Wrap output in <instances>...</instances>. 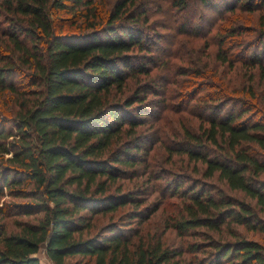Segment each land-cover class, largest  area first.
<instances>
[{"label":"trees","instance_id":"obj_1","mask_svg":"<svg viewBox=\"0 0 264 264\" xmlns=\"http://www.w3.org/2000/svg\"><path fill=\"white\" fill-rule=\"evenodd\" d=\"M105 1L0 0L6 24L0 26L6 36L0 100L9 95L16 108L0 116V197L7 191L23 200L0 206V264H41L36 253L42 244L53 264L75 256L93 264H264V88L257 89L264 86V35L253 45L235 37L242 29L226 28L210 43L214 52L204 55L212 71L190 73L196 87L177 92L180 104L170 109L179 113L207 90L194 116L197 131L180 126L182 140L165 144L167 153L200 164L203 179L215 178L242 198L205 181L171 176L164 184L184 205L163 228L179 242L165 244L162 231L150 238L139 233L157 208L146 203L147 188L123 192L117 183L135 176L148 146L161 144L157 134L136 133L151 116L146 98L156 92L140 85L124 99L110 93H121L129 77L139 76L165 91L172 82L155 73L172 63L155 60L141 28L149 20L150 0ZM198 2L229 13L254 9L252 0ZM184 3L172 0L170 6L182 10ZM166 28L176 29L174 35L205 36L189 21ZM167 54L172 57L170 49ZM184 66L180 76L187 74ZM236 66L250 68L244 84L235 83L244 77L232 71ZM126 205L131 209L118 221L91 231L95 217ZM20 216L33 221H16L19 231L7 232L3 220Z\"/></svg>","mask_w":264,"mask_h":264},{"label":"rangeland","instance_id":"obj_2","mask_svg":"<svg viewBox=\"0 0 264 264\" xmlns=\"http://www.w3.org/2000/svg\"><path fill=\"white\" fill-rule=\"evenodd\" d=\"M136 1L140 3L142 0ZM171 1L172 0H150L148 5V8L150 9L149 20L148 22L141 25V28L144 35H146V37L149 39L148 44L153 51V57H156L155 60L158 62L162 59L163 61L172 63L168 68L160 65L156 70V76H162L172 83H168L164 91L161 86H153V82L148 80L144 81V77H129L125 82L122 92L115 93L114 95L112 90L110 96L112 99H124L125 97L132 95L136 91V88L140 85H143L142 89L150 87L157 93L154 95L149 94L147 96V100L144 105H146L148 108L152 106L151 116L145 118L147 123L144 126L136 128V133L141 135L153 134L154 137L157 134L160 138L161 144L160 142H154V144L148 146L147 155L144 157L145 162L137 166L135 176L129 179L117 181V183L122 185L123 192L134 188H138L139 191H143L147 188L148 193L142 194L147 199L146 203L148 204L152 202L157 205L156 210L144 223L139 226V233L145 238H150L152 234L157 235L162 231L164 232L162 235V240L165 242V244L176 245L178 244L179 239L176 237L175 232L171 229L163 231L165 224L170 222L180 211H182V207L184 205L182 198L172 196L170 187L167 184H164L168 179L171 178V176L172 180L176 179L177 177H179L181 180L188 179V183H193L195 179L205 181L209 184H214L216 187L233 196L242 198V195L237 192L228 191L223 183L216 181L215 178L207 180L203 179L198 172V170L202 169L200 164H194L191 161L188 162L184 155L179 156L175 153L169 154L164 148L165 144L173 146L175 141L182 140L177 133V130H181L180 126L185 125L191 131H197L199 120L194 116H196V113L201 111V108L203 107L201 102L203 101L207 90L203 89L199 94H195V99L191 100L189 104H186V112L180 111L178 113V110H172L170 108L180 104L181 95H178L177 92H186L196 87L197 82H193V78L191 77L190 73L196 75L202 70L207 74L209 70L212 71L209 65L206 64V56L204 55L208 53L210 55V53L214 52L215 47H213V44L210 43L214 42L215 39H217L220 35H226V32H224L226 28L237 27L242 29L240 30L243 31V33H240L241 36L235 37L240 39L239 41L244 39L243 42L245 43H247V41H251L253 45L259 35H264V5H261V0H252V6L254 7L252 11H246L240 6V9H236L234 12L229 13L224 8L217 10L211 7H203L199 4L198 0H185L183 9L178 10L176 7L170 6ZM105 3H108L111 6L114 3V0H106ZM109 5H105L104 8H107ZM3 13L4 12L1 11V14ZM172 21L175 23L173 24ZM187 21L190 22V26L194 27L195 30L198 29L199 32L197 35L205 36L202 38L200 36H195L194 34L174 35L172 32H175L176 29L169 30L166 28V26L168 27L169 23L175 27L176 23L180 24L181 22ZM2 25L3 27L6 25L4 18H0V26ZM66 28L71 31H76L77 29L74 26H65V29ZM159 36L168 38V41L166 38L161 40ZM5 37L6 36L0 32L1 52H4L5 50L3 44L4 41H6ZM205 40L207 43L209 41L210 47L203 51L204 43L206 42ZM169 49L172 52L171 58H168V54L166 55ZM237 50L234 49L233 51ZM201 51L203 52V55ZM208 59L211 63H213L212 55ZM180 66H184L182 71H186L187 74L180 76L181 74L178 73ZM226 69L227 67L224 70L227 71ZM232 71H238L240 72L239 74L243 73L244 77L238 79L235 81V83L239 84V81L241 80V82L244 84L246 81L245 75L248 74L247 72H250V68L242 67V69L239 71V67L236 66V68L232 69ZM16 81H18L17 77L15 78L14 82L16 83ZM263 88L264 86L258 87L257 89L260 91ZM184 101L187 103V98L184 97ZM13 109L16 108H13V103L11 98H9V95L1 98V117L12 115ZM159 128H161V131ZM125 138L127 139V137L123 135V139ZM139 157H142V155L139 154L137 158ZM144 170L147 172L144 173ZM150 171H152L154 175L153 179L147 174ZM157 176H160L161 179H156L155 177ZM156 186H160L161 191H159V193L155 189ZM22 201L23 200L20 198L10 196L9 192L5 191L4 195L0 197V206ZM130 209L131 205H126L122 208H119L113 214L95 217L93 219V228L91 231L94 232L108 222L118 221L119 218H122L123 215ZM24 220L33 221V218L20 216L4 219L3 221L6 231H19L16 221ZM239 230L242 232V235L248 238H259L258 236L251 235L250 233H245L241 229ZM185 238H188L186 241L191 239L190 237ZM36 257L39 259L41 264L52 263L45 256L44 244L40 246L39 251L36 253ZM64 264H93V262L88 258L75 256L66 258L64 260Z\"/></svg>","mask_w":264,"mask_h":264},{"label":"built area","instance_id":"obj_3","mask_svg":"<svg viewBox=\"0 0 264 264\" xmlns=\"http://www.w3.org/2000/svg\"><path fill=\"white\" fill-rule=\"evenodd\" d=\"M52 264V263H51Z\"/></svg>","mask_w":264,"mask_h":264}]
</instances>
